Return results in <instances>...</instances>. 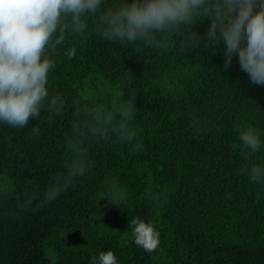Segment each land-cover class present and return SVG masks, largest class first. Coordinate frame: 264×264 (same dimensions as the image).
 <instances>
[{
    "label": "trees",
    "instance_id": "1",
    "mask_svg": "<svg viewBox=\"0 0 264 264\" xmlns=\"http://www.w3.org/2000/svg\"><path fill=\"white\" fill-rule=\"evenodd\" d=\"M120 3L105 0L84 34L49 53L62 111L46 102L23 128L0 123V264H93L107 251L118 264H264V183L250 178L264 165V85L236 55L226 67L222 44L184 46L207 19L170 34L164 52L104 38L100 16ZM123 107L133 115L115 126L133 139L82 138L87 171L47 202L73 159L74 122ZM248 129L262 141L255 153L240 139ZM133 221L154 226L155 251L134 242Z\"/></svg>",
    "mask_w": 264,
    "mask_h": 264
},
{
    "label": "clouds",
    "instance_id": "2",
    "mask_svg": "<svg viewBox=\"0 0 264 264\" xmlns=\"http://www.w3.org/2000/svg\"><path fill=\"white\" fill-rule=\"evenodd\" d=\"M105 0H0V123L23 128L38 117L47 102L50 111L64 108L60 96L48 90L49 73L55 60L49 55L65 40L68 32L84 34L85 18L96 15ZM197 19L210 21L203 37L190 36L185 47L223 45L225 66L237 56L241 70L253 84L264 85V0H121L100 16L97 30L112 41L136 43L164 52L168 36ZM74 54L69 53V56ZM130 107L101 109L73 124L68 147L73 159L67 167L63 184L50 189L46 201L54 200L72 178L88 168L87 150L82 138H106L115 132L121 139L132 140L133 132L117 119L128 120ZM39 129L33 128L38 134ZM247 149L255 153L262 145L257 132L240 134ZM253 182L264 183V165L250 169ZM120 203L118 201H112ZM134 242L145 251H155L159 233L151 223L133 221ZM93 264H118L112 251L101 252Z\"/></svg>",
    "mask_w": 264,
    "mask_h": 264
},
{
    "label": "rangeland",
    "instance_id": "3",
    "mask_svg": "<svg viewBox=\"0 0 264 264\" xmlns=\"http://www.w3.org/2000/svg\"><path fill=\"white\" fill-rule=\"evenodd\" d=\"M47 253H48L49 257L52 259V261H56L55 252H54L52 246H47Z\"/></svg>",
    "mask_w": 264,
    "mask_h": 264
}]
</instances>
